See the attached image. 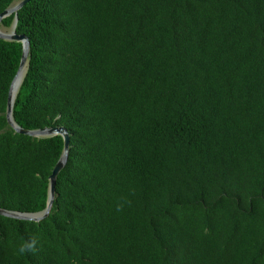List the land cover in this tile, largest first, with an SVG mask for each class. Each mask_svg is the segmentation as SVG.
<instances>
[{
	"label": "trees",
	"instance_id": "16d2710c",
	"mask_svg": "<svg viewBox=\"0 0 264 264\" xmlns=\"http://www.w3.org/2000/svg\"><path fill=\"white\" fill-rule=\"evenodd\" d=\"M16 32L14 118L70 145L0 264H264V0H30ZM22 53L0 38V208L35 213L64 138L8 122Z\"/></svg>",
	"mask_w": 264,
	"mask_h": 264
},
{
	"label": "water",
	"instance_id": "95a60500",
	"mask_svg": "<svg viewBox=\"0 0 264 264\" xmlns=\"http://www.w3.org/2000/svg\"><path fill=\"white\" fill-rule=\"evenodd\" d=\"M29 1L30 0H21L16 4L14 2L9 8H7L4 12L0 14V38L4 40H8V41L21 42L23 44V53H22L20 66L12 81V84L9 90L7 119H8L9 124L16 130V132L23 133V134H26V135H29L35 138H45V137L61 135L64 138V152L50 176L48 204H47V207L43 211L35 212V213H27V212L10 211V210L0 208V215L15 218V219H20V220H29V221L39 222L47 218L51 212L54 199H55V195H56L57 178H58L60 171L64 168L68 160L70 134L65 126H54V127H46L42 129H36V130H28V129L21 127L14 118V104H15V99H16L17 94L15 96H13L12 94L13 85L18 75L27 66V69L25 72V75H26L28 66H29V53H30L29 38L25 34H18L16 32V26L18 22V11ZM12 13H15V20H14L12 27L10 28L11 30L9 32L3 31L2 30L3 27L1 25L2 19L11 15Z\"/></svg>",
	"mask_w": 264,
	"mask_h": 264
},
{
	"label": "bare ground",
	"instance_id": "6f19581e",
	"mask_svg": "<svg viewBox=\"0 0 264 264\" xmlns=\"http://www.w3.org/2000/svg\"><path fill=\"white\" fill-rule=\"evenodd\" d=\"M27 66L21 71V73L18 75L17 79L14 82L12 94L15 96L19 90V87L21 86V83L23 81L25 72H26Z\"/></svg>",
	"mask_w": 264,
	"mask_h": 264
},
{
	"label": "clouds",
	"instance_id": "9594fccd",
	"mask_svg": "<svg viewBox=\"0 0 264 264\" xmlns=\"http://www.w3.org/2000/svg\"><path fill=\"white\" fill-rule=\"evenodd\" d=\"M34 248V242L33 243H25V244H22L19 248V252L22 254V253H25L26 251L30 250V249H33Z\"/></svg>",
	"mask_w": 264,
	"mask_h": 264
},
{
	"label": "rangeland",
	"instance_id": "374dc122",
	"mask_svg": "<svg viewBox=\"0 0 264 264\" xmlns=\"http://www.w3.org/2000/svg\"><path fill=\"white\" fill-rule=\"evenodd\" d=\"M19 1H21V0H16V1H15V4L18 3ZM2 30H3V31H6V32H9L11 29H10V28H4V27H3Z\"/></svg>",
	"mask_w": 264,
	"mask_h": 264
}]
</instances>
